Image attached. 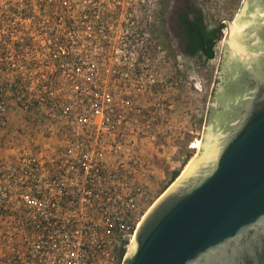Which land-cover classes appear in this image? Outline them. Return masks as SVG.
I'll use <instances>...</instances> for the list:
<instances>
[{"label": "built area", "instance_id": "obj_1", "mask_svg": "<svg viewBox=\"0 0 264 264\" xmlns=\"http://www.w3.org/2000/svg\"><path fill=\"white\" fill-rule=\"evenodd\" d=\"M3 1L0 127L46 141L0 159V264H123L147 214L140 147L178 85L160 78L150 0Z\"/></svg>", "mask_w": 264, "mask_h": 264}, {"label": "water", "instance_id": "obj_2", "mask_svg": "<svg viewBox=\"0 0 264 264\" xmlns=\"http://www.w3.org/2000/svg\"><path fill=\"white\" fill-rule=\"evenodd\" d=\"M225 23L199 152L123 264H264V0H244Z\"/></svg>", "mask_w": 264, "mask_h": 264}, {"label": "rangeland", "instance_id": "obj_3", "mask_svg": "<svg viewBox=\"0 0 264 264\" xmlns=\"http://www.w3.org/2000/svg\"><path fill=\"white\" fill-rule=\"evenodd\" d=\"M243 1L205 0L210 23L215 26L220 21H234ZM154 2L155 0H150L148 4L147 28L151 35L156 38L153 24ZM5 4V1L0 0V11L4 9ZM223 45L224 43L216 45L213 59L206 62L198 59L196 64L192 63L189 58L183 57L182 54H178L176 57L170 56L164 49H162L163 52L158 53L160 78L162 75L171 74L177 78L178 85L165 86L163 90H158L160 91L158 92V101L171 106L167 110L168 122H158V133L152 134L155 136V140L149 138L146 140V144L140 147V152L143 154L142 159L145 162L143 173L147 177L143 180L147 190L146 212L169 189L167 187L173 172L180 171V175H182L199 152V149H193L192 145L197 140H202L206 114L219 69ZM13 123L16 122H12V126ZM11 124L7 128L0 127V154L1 152L10 153V144H14L17 140L46 141L43 132L30 129L26 124L24 126L29 130L25 128L23 132L16 135ZM189 154L192 155V158L184 167L183 162ZM6 156L7 154H4L2 157Z\"/></svg>", "mask_w": 264, "mask_h": 264}, {"label": "flooded vegetation", "instance_id": "obj_4", "mask_svg": "<svg viewBox=\"0 0 264 264\" xmlns=\"http://www.w3.org/2000/svg\"><path fill=\"white\" fill-rule=\"evenodd\" d=\"M205 0H155L153 24L158 45L170 56L182 54L192 63L215 50L222 42L225 21L213 26L208 18Z\"/></svg>", "mask_w": 264, "mask_h": 264}, {"label": "trees", "instance_id": "obj_5", "mask_svg": "<svg viewBox=\"0 0 264 264\" xmlns=\"http://www.w3.org/2000/svg\"><path fill=\"white\" fill-rule=\"evenodd\" d=\"M214 56H215V50H209L208 52H206L205 53V57L207 58V59H213L214 58ZM192 158V155H187V158L185 159V161L183 162V166L185 167L186 165H187V163H188V161L190 160ZM180 176V171H175V172H173V175H172V179H171V181H170V183L168 184V187L167 188H169V186H171V184H173L174 182H175V180L178 178ZM166 188V189H167ZM166 189H165V191H166Z\"/></svg>", "mask_w": 264, "mask_h": 264}, {"label": "bare ground", "instance_id": "obj_6", "mask_svg": "<svg viewBox=\"0 0 264 264\" xmlns=\"http://www.w3.org/2000/svg\"><path fill=\"white\" fill-rule=\"evenodd\" d=\"M237 18V17H236ZM236 21V19L234 21H232V24L231 26H233L234 22ZM200 144H201V141L200 140H197L193 145H192V148L193 149H199L200 147ZM194 159V158H193Z\"/></svg>", "mask_w": 264, "mask_h": 264}, {"label": "crops", "instance_id": "obj_7", "mask_svg": "<svg viewBox=\"0 0 264 264\" xmlns=\"http://www.w3.org/2000/svg\"><path fill=\"white\" fill-rule=\"evenodd\" d=\"M1 154H2V155H1ZM1 154H0V158H2V156H3L4 154H5V155H6V154L8 155L9 152H5V153H4V152H1Z\"/></svg>", "mask_w": 264, "mask_h": 264}]
</instances>
